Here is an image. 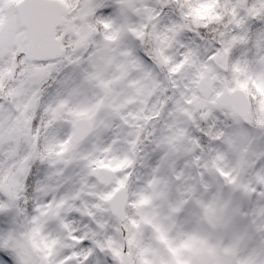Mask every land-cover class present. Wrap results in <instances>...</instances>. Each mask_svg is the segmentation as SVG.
<instances>
[{
  "label": "snow or ice",
  "instance_id": "1",
  "mask_svg": "<svg viewBox=\"0 0 264 264\" xmlns=\"http://www.w3.org/2000/svg\"><path fill=\"white\" fill-rule=\"evenodd\" d=\"M0 264H264V0H0Z\"/></svg>",
  "mask_w": 264,
  "mask_h": 264
}]
</instances>
